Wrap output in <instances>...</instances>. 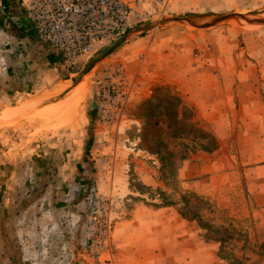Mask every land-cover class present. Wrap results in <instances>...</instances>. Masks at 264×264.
I'll return each instance as SVG.
<instances>
[{
  "label": "rangeland",
  "instance_id": "obj_1",
  "mask_svg": "<svg viewBox=\"0 0 264 264\" xmlns=\"http://www.w3.org/2000/svg\"><path fill=\"white\" fill-rule=\"evenodd\" d=\"M18 19L2 45L13 55L26 34L47 53L10 108L23 113L0 111L1 148L39 198L28 264H124L118 224L133 219L152 264H264V0H175L71 66Z\"/></svg>",
  "mask_w": 264,
  "mask_h": 264
},
{
  "label": "crops",
  "instance_id": "obj_2",
  "mask_svg": "<svg viewBox=\"0 0 264 264\" xmlns=\"http://www.w3.org/2000/svg\"><path fill=\"white\" fill-rule=\"evenodd\" d=\"M2 2L5 11H1L2 4H0V16L3 15L0 20L3 19L4 21V25L0 24V33L8 31L9 24L13 22L17 25L18 18L23 11L20 0H2ZM23 35L14 37L19 42L13 44L19 49H16L13 55H11L13 49L9 45L12 41L8 39L10 43L4 45L0 42V103H5L14 95V98H11L12 103L2 106L1 112L15 108L13 102L16 97L29 91L32 92V89L37 87L35 83L41 80L45 73L42 66L43 61L47 58L46 51H42V49L35 51L33 48H28V44L31 46L28 42L29 37L26 34ZM8 152L6 148H1L0 141V264H28L26 256L29 247L26 234L35 229V226L38 227L39 221L42 219V216L33 219V214L30 213L38 206L39 198L33 202L30 201L29 197L25 198L26 191L30 186H27L29 184L23 173L25 171L23 169L24 162L19 159L13 161V156H10V153L7 154ZM21 171L22 174H20ZM34 180H36L34 177L30 179V184ZM132 222L122 221L118 224L119 235L117 240L123 256L122 262L124 264L139 263L142 256H145L146 264H152L151 257H147L146 254L151 255L152 253L149 246H152L150 242L154 243V236L149 238L147 234L149 231L144 233L143 237L135 236V231L127 228L128 225L137 223L134 219ZM153 222L156 221L151 220L147 223ZM136 233L139 234L138 230Z\"/></svg>",
  "mask_w": 264,
  "mask_h": 264
},
{
  "label": "built area",
  "instance_id": "obj_3",
  "mask_svg": "<svg viewBox=\"0 0 264 264\" xmlns=\"http://www.w3.org/2000/svg\"><path fill=\"white\" fill-rule=\"evenodd\" d=\"M174 1L21 0L29 24L22 27L71 66L119 42L146 18L165 13Z\"/></svg>",
  "mask_w": 264,
  "mask_h": 264
},
{
  "label": "trees",
  "instance_id": "obj_4",
  "mask_svg": "<svg viewBox=\"0 0 264 264\" xmlns=\"http://www.w3.org/2000/svg\"><path fill=\"white\" fill-rule=\"evenodd\" d=\"M91 142H92V139L89 141V147H90V145H91ZM192 196H193V195H192ZM192 196H189V197L191 198ZM188 201H189V200H188ZM188 201H186V202L188 203ZM188 213H190V212L187 211L186 214H188ZM181 215H182L183 217L189 218V217H187V215H185V213H181ZM199 218H200V213H199V212L195 213V214L191 217L192 220H194V221H196L197 223H199L200 227L203 228V230H205V232H209V231H211V228H212L213 225L207 223V224L204 225V227H202V225H201V221H200ZM202 218H203V217H201V219H202ZM221 242H223V244H224V242H226V241L221 240ZM223 260H227V261H229V262H228L229 264H242V260H241L240 258H238V257L236 256L235 253H227L226 257L223 258Z\"/></svg>",
  "mask_w": 264,
  "mask_h": 264
},
{
  "label": "bare ground",
  "instance_id": "obj_5",
  "mask_svg": "<svg viewBox=\"0 0 264 264\" xmlns=\"http://www.w3.org/2000/svg\"><path fill=\"white\" fill-rule=\"evenodd\" d=\"M28 108V107H27ZM26 108V109H27ZM24 109V108H23ZM23 109H17V110H11V109H8L7 111H5V114L4 116H13L12 118H15L17 115L19 114H22L23 113ZM25 109V110H26ZM6 123V122H5ZM2 125V124H0Z\"/></svg>",
  "mask_w": 264,
  "mask_h": 264
}]
</instances>
